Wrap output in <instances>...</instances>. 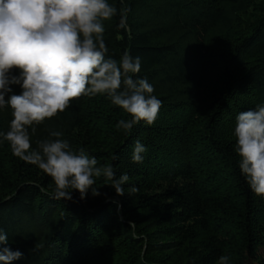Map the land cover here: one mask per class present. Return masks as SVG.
<instances>
[{"label":"trees","instance_id":"trees-1","mask_svg":"<svg viewBox=\"0 0 264 264\" xmlns=\"http://www.w3.org/2000/svg\"><path fill=\"white\" fill-rule=\"evenodd\" d=\"M251 1L109 0L130 11L127 29L117 27L119 14L107 22V55L141 58L134 78L153 85L158 118L126 134L115 125L127 113L106 96H84L29 129L34 149L59 131L73 150L129 176L123 195L101 176V195L84 200L76 191L72 201L56 199L51 177L0 136L4 247L23 253L11 264H217L221 255L264 264V198L241 174L234 135L241 111L264 106V3L234 34ZM11 119L10 108L0 109V133ZM137 140L147 148L139 163Z\"/></svg>","mask_w":264,"mask_h":264},{"label":"clouds","instance_id":"clouds-1","mask_svg":"<svg viewBox=\"0 0 264 264\" xmlns=\"http://www.w3.org/2000/svg\"><path fill=\"white\" fill-rule=\"evenodd\" d=\"M129 11L118 10L109 0H0V109L10 108L12 116L9 130L0 136L15 157L51 177L58 200L72 201L73 191L81 200L89 192L101 195L96 187L101 176L117 195H123L129 176L117 177L111 164L98 166L84 148L73 150L59 138V131L50 133L56 139L40 140L34 149L29 129L35 132L37 125L84 96H106L127 113L130 118L115 125L126 134L141 121L150 126L158 118L162 101L153 95V85L147 78H134L141 70V58L128 50L119 60L107 55V22L119 14L117 27L127 29ZM11 85H19L20 93L13 92ZM234 135L241 174L251 190L264 198V106L241 111ZM145 152V145L135 141L133 162H142ZM7 244V233L0 226V262L21 259L23 253L4 247ZM229 261L221 255L217 264Z\"/></svg>","mask_w":264,"mask_h":264},{"label":"rangeland","instance_id":"rangeland-1","mask_svg":"<svg viewBox=\"0 0 264 264\" xmlns=\"http://www.w3.org/2000/svg\"><path fill=\"white\" fill-rule=\"evenodd\" d=\"M262 3H264V0H252L251 1V6L248 9V11L245 14L241 15L240 17L241 24L237 25V27L235 28L234 30L235 35H238L239 33L245 31L248 25L258 15L259 8Z\"/></svg>","mask_w":264,"mask_h":264}]
</instances>
